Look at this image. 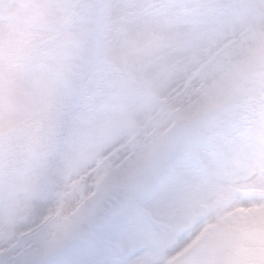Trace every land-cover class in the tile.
<instances>
[{
	"label": "snow or ice",
	"instance_id": "snow-or-ice-1",
	"mask_svg": "<svg viewBox=\"0 0 264 264\" xmlns=\"http://www.w3.org/2000/svg\"><path fill=\"white\" fill-rule=\"evenodd\" d=\"M0 264H264V0H0Z\"/></svg>",
	"mask_w": 264,
	"mask_h": 264
}]
</instances>
